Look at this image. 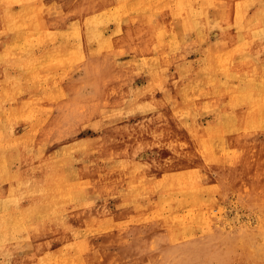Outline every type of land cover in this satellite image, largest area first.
Here are the masks:
<instances>
[{"label": "rangeland", "instance_id": "rangeland-1", "mask_svg": "<svg viewBox=\"0 0 264 264\" xmlns=\"http://www.w3.org/2000/svg\"><path fill=\"white\" fill-rule=\"evenodd\" d=\"M22 2L28 5L26 15ZM44 2L37 0L43 7L37 11V29L20 26L23 34L17 23L29 18L28 2L5 0L9 14L0 12V152L15 150V162L0 166V226L12 231L0 237V264L13 261L4 248L15 242L29 247L23 250L32 253L34 264H61L68 249L60 250L62 242L87 239L90 252L103 249L114 226L136 250L135 232L144 214L147 230L170 219L167 227L173 219L193 224L199 212L188 204L178 210L179 219L171 218L170 206L181 196L210 203L212 227L238 242L225 256L227 264H264V112H257L258 105L246 106L243 117L210 109L213 101L227 100L234 108L239 98L232 92L241 84H224L214 61L218 56L230 60L228 52L237 42L219 36L228 30L231 8L249 0H205L209 23L206 14L196 20L203 38L190 34L195 30L190 0ZM88 19L106 22L107 30L87 38ZM237 22L248 30L256 18L240 13ZM254 32L257 39L247 36V41L263 43L261 33ZM178 33L192 39L184 53L175 51ZM98 45L105 51L97 52ZM247 48L254 56L243 60V68L250 69L255 57L264 63V49ZM170 55L175 64L188 63L178 71L164 67ZM208 62L218 71L216 84L208 81ZM258 77L264 78L262 65ZM211 143L216 144L209 147L213 153L226 161L209 159ZM163 167L171 173L166 179ZM31 196L37 204L28 209ZM15 199L30 210L16 226ZM124 217L126 229L118 226L126 224ZM79 228L85 233H77ZM150 246L148 256L158 245L152 241ZM87 264L112 262L99 255Z\"/></svg>", "mask_w": 264, "mask_h": 264}, {"label": "bare ground", "instance_id": "bare-ground-1", "mask_svg": "<svg viewBox=\"0 0 264 264\" xmlns=\"http://www.w3.org/2000/svg\"><path fill=\"white\" fill-rule=\"evenodd\" d=\"M17 1V0H15ZM26 1L30 4L32 12L29 15V18L21 20L17 23L18 27L20 28L27 25H33L34 29L36 30L37 24V11L40 8H43L41 5H44V0H39L40 4L37 3V0H22ZM23 7L27 10L24 15L28 12V5L22 2ZM191 3V21L190 25L193 26L195 29L192 33H199L200 38H203L201 32L200 23L196 22V20H200L206 14V21L205 23H209V16H210V9L206 8L205 0L202 2H198L197 0H190ZM5 0H0V12H4V14H9V8L5 7ZM49 5L44 6V8L48 7ZM105 8V7H103ZM253 8L252 13H250V9ZM230 12V22L228 26V30L221 36V40L223 38L232 40V43L237 42V45L234 49L228 52L230 56V60L226 63L223 57H216L214 61V65L216 68L223 70V75L225 77L224 84L230 83L232 84H241L238 92H232L239 96L237 101L235 102V107H230L231 102L230 100L227 101H213L210 105L211 113L218 114L219 112L222 114H228L229 111L233 112V115L243 117L246 114V106H254L258 105V113L264 112V78L258 79L260 75V65L264 66V63L258 62L256 57L251 58V67L250 69L243 68V60L245 63L247 62V58L252 51L247 48L251 47L253 51L256 52L259 49H264V42L263 43H255L250 44L247 41V36L251 37V39H257V36L254 32L261 33L264 37V0H249L248 5L243 4L238 9L231 8ZM106 15V12L103 11ZM240 13L244 15H250L251 19L255 16L256 22L249 27L250 29L244 30L238 26L237 19ZM4 19L3 16L0 15V26L2 25ZM106 22L100 23L97 20L88 19L85 21L84 32L87 38H91V36H100L101 33L107 30ZM24 29L20 28L19 32L23 34ZM180 38H178V46L175 48L176 52L184 53L186 49H188L189 45H193L191 38H185L183 35L178 33ZM226 44H230L227 42ZM114 44L111 43V46ZM231 45H229L228 50ZM97 52L102 53L104 50L103 47L100 45L97 46ZM247 51V52H245ZM181 59L182 55H180ZM240 56L238 59L234 60V57ZM254 54L252 53V57ZM247 59V60H245ZM234 60V61H233ZM164 67L168 66H176V70L178 71L182 64H187L188 61L186 59L181 60L178 64L174 63V58L172 55L168 56L167 59L163 61ZM208 62L209 68V78L208 81L210 83L216 84L220 81L218 78L215 66ZM253 69L251 70V68ZM251 70V71H250ZM167 75V74H166ZM166 77V76H165ZM35 87V85H34ZM14 88V87H13ZM16 89V88H15ZM23 89V88H22ZM172 93L167 90L165 93L166 97H170ZM236 97V96H233ZM232 123V122H231ZM233 124V123H232ZM231 124V125H232ZM4 132L2 128H0V133ZM230 132V130H227ZM240 146H244L243 142H238ZM215 143H211L209 147H215ZM220 146V145H219ZM209 159H213L216 161H226L222 160L221 157L217 156V152L214 148H209ZM15 152L14 149L3 150L0 152V166L9 165L15 161H11L12 153ZM231 157V156H230ZM220 160H219V159ZM226 159V158H225ZM231 162V161H230ZM227 164L226 166H228ZM169 167V166H168ZM227 168H230L228 166ZM164 175L162 178L170 177L171 173L163 167ZM170 175V176H169ZM229 176V174L227 173ZM179 176L182 180H184L185 175L182 172H179ZM164 179V180H165ZM165 182V181H164ZM169 183L171 181L168 180ZM190 200H187L185 196H181L178 200L176 205H171L170 209L172 211V219L174 217L179 219L178 210L185 207L187 204L189 207H193L197 209L199 212V216L195 218L193 224L189 227L182 225V221L173 219L172 226H168L169 223L165 222V225L160 226L156 225V223L150 225V229L147 230L146 222L148 221V217L146 214L139 217L141 219L142 225L136 228V250L129 249V245L126 239V235L123 233V230L117 231L115 226L110 231L109 237L106 241V246L103 249L93 250L92 252L89 251V248H92L91 243L87 239H79L74 241L71 245L65 246V242L61 243V249L68 248L62 256L61 264H87V262H94L97 260L99 255H104L106 258H110L112 264H192V260H202L203 264H213V260L220 262L227 261V254L230 253L235 246L238 245V242L232 240L231 236L224 234L221 230H216L212 227L213 221V211L212 205L208 202H205L196 197H190ZM41 201V200H40ZM203 201V202H201ZM26 205L28 209L33 208L37 204V199L35 197H27ZM59 203L65 204V201H58ZM14 205H18L16 213L14 215V226L24 224L25 216L29 215L30 210H23L19 201L17 199L14 200L12 203ZM191 208V209H193ZM159 212V210H158ZM78 218L82 221L84 220L83 215H80ZM68 218H64L63 221H66ZM126 224L125 225H118L122 229H126L128 225V218L124 217L123 220ZM162 221V220H161ZM153 223V222H152ZM161 223V222H160ZM150 224V223H149ZM162 226V227H161ZM218 227V225H216ZM20 229L19 226H17ZM80 227V226H79ZM149 227V226H148ZM22 231V229H20ZM86 229L79 228L77 233H85ZM92 230V229H90ZM224 230V229H223ZM0 237L8 238L12 231L7 228L4 224L0 226ZM27 232H29L27 230ZM264 234V233H263ZM225 236H228L229 239H224ZM246 240V239H245ZM264 240V239H263ZM8 242L11 241L7 240ZM152 241L156 242L158 246H156L155 251L151 252V256H148V248H150ZM243 245V244H242ZM251 245V244H250ZM65 246V247H64ZM114 246H118L119 252L114 254L112 252V248ZM244 246V245H243ZM254 247L253 244L251 248ZM29 247H23L18 242L14 244H8L4 248L6 252H10L13 254L14 259L13 261L11 258L7 260V264H34L32 259V253L27 254L26 250ZM88 251H87V249ZM154 248V247H152ZM20 249V250H19ZM115 249V248H114ZM151 249V248H150ZM149 249V250H150ZM232 249V250H231ZM10 250V251H7ZM19 250V251H18ZM153 250V249H152ZM252 250V249H251ZM17 251V252H16ZM1 252V248H0ZM116 252V250H115ZM253 252V251H252ZM232 254V253H231ZM230 254V255H231ZM234 254V253H233ZM237 254V252H236ZM229 255V256H230ZM235 255V254H234ZM245 255V254H244ZM264 255V254H263ZM228 256V257H229ZM234 257V256H233ZM232 258V257H231ZM235 258V257H234ZM29 259V261H27ZM232 260V259H231ZM195 261V262H196ZM235 261V260H234ZM230 262V261H228ZM232 262V261H231ZM239 262V261H238ZM199 263V262H198ZM5 264V263H4ZM38 264V263H35ZM222 264V263H221ZM227 264V263H226ZM230 264V263H229ZM232 264V263H231Z\"/></svg>", "mask_w": 264, "mask_h": 264}]
</instances>
